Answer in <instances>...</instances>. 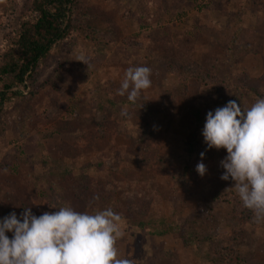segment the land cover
Segmentation results:
<instances>
[{"label": "rangeland", "instance_id": "obj_1", "mask_svg": "<svg viewBox=\"0 0 264 264\" xmlns=\"http://www.w3.org/2000/svg\"><path fill=\"white\" fill-rule=\"evenodd\" d=\"M78 7L76 19L103 40L68 36L32 81L10 89L20 94L0 101V219L19 218L25 207L37 216L57 211L50 205L111 208L124 233L118 257L134 264H215L223 249L237 264H264V220L233 213L235 182L220 178L227 151L208 148L202 135L208 111L264 98V0H78ZM33 15L32 0H0V57ZM134 66L151 69L139 98L144 115L117 94ZM58 161L91 182L86 201L71 197L77 184L58 176ZM237 234L243 243L234 249Z\"/></svg>", "mask_w": 264, "mask_h": 264}, {"label": "clouds", "instance_id": "obj_2", "mask_svg": "<svg viewBox=\"0 0 264 264\" xmlns=\"http://www.w3.org/2000/svg\"><path fill=\"white\" fill-rule=\"evenodd\" d=\"M150 77L149 67H129L117 94L134 103L151 87ZM202 135L208 148L226 149L220 178H231L243 206L264 220V98L248 108L229 100L208 111ZM196 171L205 175L206 165L198 162ZM50 207L57 211L37 216L25 207L19 218L11 212L0 219V264H134L118 257L116 242L124 233L121 216L111 208L89 213Z\"/></svg>", "mask_w": 264, "mask_h": 264}, {"label": "trees", "instance_id": "obj_3", "mask_svg": "<svg viewBox=\"0 0 264 264\" xmlns=\"http://www.w3.org/2000/svg\"><path fill=\"white\" fill-rule=\"evenodd\" d=\"M32 7L34 15L20 23L17 33L11 39V45L0 57V88L5 89V91L0 92L1 103L7 101L11 96L20 94L19 91L10 89L24 84L27 79L32 81L41 60L47 58L53 47L68 36L82 33L88 39L99 38L96 40L98 42L103 40V36L98 35L94 30H90L76 19L79 12L78 0H32ZM172 73L178 74L179 72L177 69H172ZM188 77L189 74L187 73V75L182 76V79ZM197 80L204 83L214 81L207 80L203 75L197 76ZM139 98L133 105L138 109L140 108L144 115L146 100ZM126 101L130 102L128 97ZM57 165L59 177L69 176L77 184L72 190V198L86 201L89 194L95 192L91 182L86 177L74 176L72 168L64 164L63 161H58ZM228 201L232 203L233 213L237 218L243 220L252 213L251 210L243 206L238 195L230 193ZM232 242L234 249L243 243L238 234L232 236ZM218 254L220 261H214L215 264H237L238 258L234 251L229 252L223 249Z\"/></svg>", "mask_w": 264, "mask_h": 264}]
</instances>
